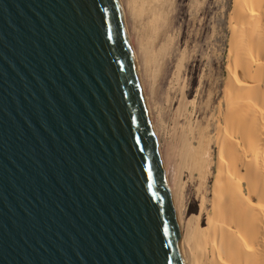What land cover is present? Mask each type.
Returning a JSON list of instances; mask_svg holds the SVG:
<instances>
[{"label":"water","instance_id":"1","mask_svg":"<svg viewBox=\"0 0 264 264\" xmlns=\"http://www.w3.org/2000/svg\"><path fill=\"white\" fill-rule=\"evenodd\" d=\"M0 264H184L118 0H0Z\"/></svg>","mask_w":264,"mask_h":264},{"label":"bare ground","instance_id":"2","mask_svg":"<svg viewBox=\"0 0 264 264\" xmlns=\"http://www.w3.org/2000/svg\"><path fill=\"white\" fill-rule=\"evenodd\" d=\"M118 4L184 264H264V0H233L226 77H201L192 100L195 74L217 63L215 44L211 57L189 50L207 31L204 2Z\"/></svg>","mask_w":264,"mask_h":264},{"label":"rangeland","instance_id":"3","mask_svg":"<svg viewBox=\"0 0 264 264\" xmlns=\"http://www.w3.org/2000/svg\"><path fill=\"white\" fill-rule=\"evenodd\" d=\"M204 2V5H206V9L208 11V15L205 17V25H207V31L203 34L202 38L195 42L194 44L191 43L189 46L190 52H192L193 48L195 46H202L204 49V55L211 57L214 56V45L215 44L217 47H215L218 51V54H215L217 57V63L216 66L213 68L208 67L207 64H205L202 67V71L199 73L195 74L196 81L195 83L191 86L192 88V97L190 100L194 98L196 89L198 87V83L201 77L206 78L207 80L212 82V80H220L223 81L226 77V66H227V55H228V49H229V40L231 36V31L229 29V13L232 9L233 5V0H202ZM217 1V2H216ZM215 5V6H214ZM226 9V10H225ZM216 23V27L215 23ZM181 27V23L176 27V29H179ZM199 27L196 25L194 27H191L189 31L197 32ZM215 29V30H214ZM216 35L217 40L216 42L212 40L213 36ZM193 42V41H192ZM212 43V46H211ZM209 44V45H208ZM207 48V49H206ZM213 48V49H212ZM197 50V48H195ZM213 54V55H212ZM211 55V56H210ZM207 65V66H206ZM204 69V70H203ZM216 71V72H215ZM214 82V81H213ZM216 82V81H215ZM222 89V87H220ZM208 89V88H207ZM206 89V90H207ZM220 89V90H221ZM207 91L204 97L202 98L201 102L202 104H205L207 101ZM215 152V149H213ZM212 183H210L211 185ZM189 202L187 207L191 206V203H194V209L189 211L188 216H191L193 214H196L198 209H199V199L195 195V190L191 192V194H188ZM198 199V200H197Z\"/></svg>","mask_w":264,"mask_h":264}]
</instances>
